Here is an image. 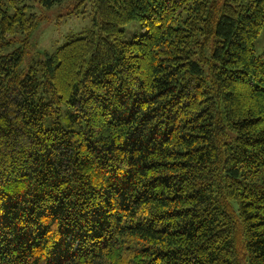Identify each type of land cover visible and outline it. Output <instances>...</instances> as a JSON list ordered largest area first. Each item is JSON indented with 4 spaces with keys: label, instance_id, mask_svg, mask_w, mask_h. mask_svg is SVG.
<instances>
[{
    "label": "trees",
    "instance_id": "obj_1",
    "mask_svg": "<svg viewBox=\"0 0 264 264\" xmlns=\"http://www.w3.org/2000/svg\"><path fill=\"white\" fill-rule=\"evenodd\" d=\"M90 1L0 54V264H264V0ZM38 20L0 6V50Z\"/></svg>",
    "mask_w": 264,
    "mask_h": 264
},
{
    "label": "rangeland",
    "instance_id": "obj_2",
    "mask_svg": "<svg viewBox=\"0 0 264 264\" xmlns=\"http://www.w3.org/2000/svg\"><path fill=\"white\" fill-rule=\"evenodd\" d=\"M0 6L10 14L17 8H25L27 14L39 17L37 26L29 35H18L13 43L0 50V54H8L24 47V69L55 52L69 36L84 35L90 29L99 31L101 26V19L90 0H63L52 8L44 7L38 0H0ZM140 31L137 22H129L125 25V39ZM255 48L257 55L264 52V30L256 40Z\"/></svg>",
    "mask_w": 264,
    "mask_h": 264
}]
</instances>
